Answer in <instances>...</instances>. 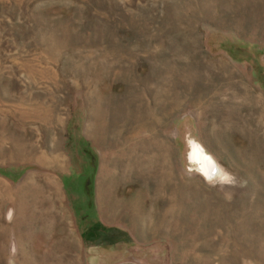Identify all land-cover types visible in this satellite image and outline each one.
Wrapping results in <instances>:
<instances>
[{
    "label": "rangeland",
    "instance_id": "374dc122",
    "mask_svg": "<svg viewBox=\"0 0 264 264\" xmlns=\"http://www.w3.org/2000/svg\"><path fill=\"white\" fill-rule=\"evenodd\" d=\"M0 264H264V0H0Z\"/></svg>",
    "mask_w": 264,
    "mask_h": 264
},
{
    "label": "bare ground",
    "instance_id": "6f19581e",
    "mask_svg": "<svg viewBox=\"0 0 264 264\" xmlns=\"http://www.w3.org/2000/svg\"><path fill=\"white\" fill-rule=\"evenodd\" d=\"M189 147H190L189 155H188L189 162L197 165L199 174L205 177L206 179H215V178L217 179V177L219 178V175L221 173L213 158L210 155H208L206 151L196 142H192ZM35 157L40 163L45 164V167L48 168L61 169V166L63 165L62 158L60 157L59 153H57L56 148L51 150L50 153L41 154L38 157L37 156ZM49 180L50 178L29 176L25 181V186L40 189L38 193L47 197L50 195L49 194L50 189L47 185V182L49 183ZM26 187H25L26 190L23 193L24 195H26L30 191ZM49 202L51 203L50 204L51 207L54 208L55 202L53 200Z\"/></svg>",
    "mask_w": 264,
    "mask_h": 264
},
{
    "label": "trees",
    "instance_id": "16d2710c",
    "mask_svg": "<svg viewBox=\"0 0 264 264\" xmlns=\"http://www.w3.org/2000/svg\"><path fill=\"white\" fill-rule=\"evenodd\" d=\"M227 53H229V55H230L231 57H234V58H236V55H235V52H234V50H232V49H230V50H227ZM260 81H261V78H260Z\"/></svg>",
    "mask_w": 264,
    "mask_h": 264
}]
</instances>
